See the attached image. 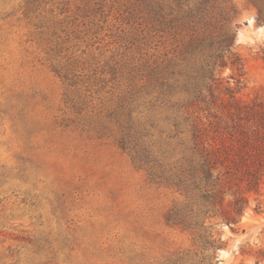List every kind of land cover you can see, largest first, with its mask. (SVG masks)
Returning <instances> with one entry per match:
<instances>
[{
    "label": "rangeland",
    "instance_id": "1",
    "mask_svg": "<svg viewBox=\"0 0 264 264\" xmlns=\"http://www.w3.org/2000/svg\"><path fill=\"white\" fill-rule=\"evenodd\" d=\"M233 1L244 75L218 66L222 94L264 97V19ZM149 28L145 0H0V264H264L254 197L238 229L214 227L225 246L202 250L166 220L183 196L121 145L180 155L150 72L181 85L199 62Z\"/></svg>",
    "mask_w": 264,
    "mask_h": 264
},
{
    "label": "trees",
    "instance_id": "2",
    "mask_svg": "<svg viewBox=\"0 0 264 264\" xmlns=\"http://www.w3.org/2000/svg\"><path fill=\"white\" fill-rule=\"evenodd\" d=\"M256 2L259 19H264V0ZM145 6L149 30L166 28L182 35V53L199 64L181 85L166 76L167 68L157 65L150 72L154 102L168 112L180 137V155L173 164L154 156L138 139L132 143L123 135L120 142L152 178L183 196L167 211L168 224L192 234L202 250L216 252L225 246L216 225L238 229L252 197L255 209H264V97L244 100L232 91L224 96L217 72L218 66H231L238 81L244 75L243 61L233 51L237 30L229 29L240 10L233 0H145Z\"/></svg>",
    "mask_w": 264,
    "mask_h": 264
}]
</instances>
